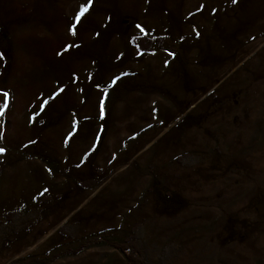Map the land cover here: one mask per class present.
Returning a JSON list of instances; mask_svg holds the SVG:
<instances>
[{
    "label": "rangeland",
    "instance_id": "rangeland-1",
    "mask_svg": "<svg viewBox=\"0 0 264 264\" xmlns=\"http://www.w3.org/2000/svg\"><path fill=\"white\" fill-rule=\"evenodd\" d=\"M0 149V264H264V0H0Z\"/></svg>",
    "mask_w": 264,
    "mask_h": 264
},
{
    "label": "trees",
    "instance_id": "trees-1",
    "mask_svg": "<svg viewBox=\"0 0 264 264\" xmlns=\"http://www.w3.org/2000/svg\"><path fill=\"white\" fill-rule=\"evenodd\" d=\"M158 39L159 38H157V40H155V41H161V40H158ZM143 40H144V42L142 43ZM150 40H151V38L149 36H140V37L135 38L132 41H133L134 45L137 46V48L142 49L145 46L147 47V46L151 45V41Z\"/></svg>",
    "mask_w": 264,
    "mask_h": 264
},
{
    "label": "snow or ice",
    "instance_id": "snow-or-ice-1",
    "mask_svg": "<svg viewBox=\"0 0 264 264\" xmlns=\"http://www.w3.org/2000/svg\"><path fill=\"white\" fill-rule=\"evenodd\" d=\"M235 2H236V0H233V3H235ZM85 11H87L86 8H81V11H80V13L77 14L76 19L79 20L80 16L83 15V13H84ZM138 27H139V26H138ZM70 31H71V29H70ZM73 34H74V33H73ZM4 96L7 97V93H4ZM3 151H4V149H0V152H3Z\"/></svg>",
    "mask_w": 264,
    "mask_h": 264
}]
</instances>
